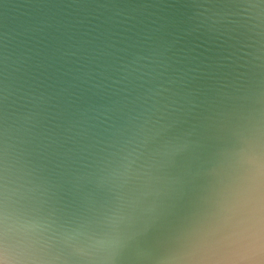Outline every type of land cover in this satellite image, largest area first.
Instances as JSON below:
<instances>
[{
  "label": "clouds",
  "instance_id": "9594fccd",
  "mask_svg": "<svg viewBox=\"0 0 264 264\" xmlns=\"http://www.w3.org/2000/svg\"><path fill=\"white\" fill-rule=\"evenodd\" d=\"M30 7L0 23V264H264V0Z\"/></svg>",
  "mask_w": 264,
  "mask_h": 264
},
{
  "label": "water",
  "instance_id": "95a60500",
  "mask_svg": "<svg viewBox=\"0 0 264 264\" xmlns=\"http://www.w3.org/2000/svg\"><path fill=\"white\" fill-rule=\"evenodd\" d=\"M40 2L41 0H0V23L12 21L24 13L32 12L34 9L30 5ZM47 2L57 4L63 9L74 3L95 4L96 0H47Z\"/></svg>",
  "mask_w": 264,
  "mask_h": 264
}]
</instances>
